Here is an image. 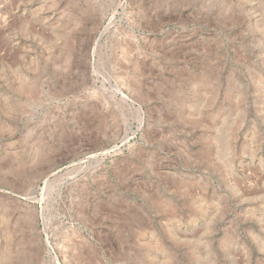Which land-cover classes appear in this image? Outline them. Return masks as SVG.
I'll use <instances>...</instances> for the list:
<instances>
[{
	"label": "rangeland",
	"instance_id": "obj_1",
	"mask_svg": "<svg viewBox=\"0 0 264 264\" xmlns=\"http://www.w3.org/2000/svg\"><path fill=\"white\" fill-rule=\"evenodd\" d=\"M48 261L264 264V0H0V264Z\"/></svg>",
	"mask_w": 264,
	"mask_h": 264
},
{
	"label": "bare ground",
	"instance_id": "obj_2",
	"mask_svg": "<svg viewBox=\"0 0 264 264\" xmlns=\"http://www.w3.org/2000/svg\"><path fill=\"white\" fill-rule=\"evenodd\" d=\"M106 28L104 29V31L106 30ZM115 92H119V89L118 88H115ZM47 180H48V178L45 179V182H47ZM47 264H51V261H48Z\"/></svg>",
	"mask_w": 264,
	"mask_h": 264
}]
</instances>
